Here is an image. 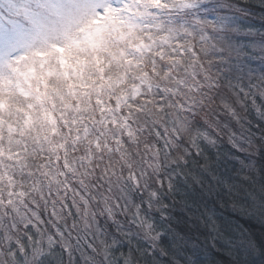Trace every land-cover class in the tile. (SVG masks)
<instances>
[{
  "label": "snow or ice",
  "instance_id": "1",
  "mask_svg": "<svg viewBox=\"0 0 264 264\" xmlns=\"http://www.w3.org/2000/svg\"><path fill=\"white\" fill-rule=\"evenodd\" d=\"M0 264H264V0H0Z\"/></svg>",
  "mask_w": 264,
  "mask_h": 264
}]
</instances>
